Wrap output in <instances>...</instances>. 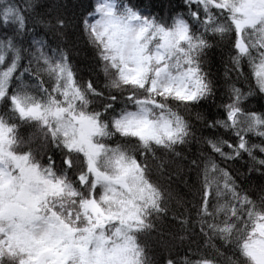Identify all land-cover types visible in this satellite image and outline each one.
<instances>
[{"label":"snow or ice","instance_id":"6c2138e0","mask_svg":"<svg viewBox=\"0 0 264 264\" xmlns=\"http://www.w3.org/2000/svg\"><path fill=\"white\" fill-rule=\"evenodd\" d=\"M0 264H264V0H0Z\"/></svg>","mask_w":264,"mask_h":264},{"label":"trees","instance_id":"16d2710c","mask_svg":"<svg viewBox=\"0 0 264 264\" xmlns=\"http://www.w3.org/2000/svg\"><path fill=\"white\" fill-rule=\"evenodd\" d=\"M211 70L213 73H217V71H219L220 73L223 72V68L219 63V58H217L216 63L213 65Z\"/></svg>","mask_w":264,"mask_h":264}]
</instances>
